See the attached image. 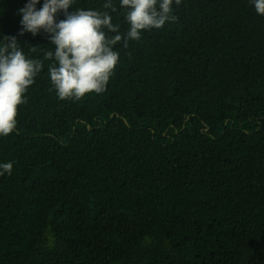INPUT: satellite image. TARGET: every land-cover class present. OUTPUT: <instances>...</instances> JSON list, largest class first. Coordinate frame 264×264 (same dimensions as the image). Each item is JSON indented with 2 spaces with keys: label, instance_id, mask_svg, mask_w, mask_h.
Instances as JSON below:
<instances>
[{
  "label": "trees",
  "instance_id": "trees-1",
  "mask_svg": "<svg viewBox=\"0 0 264 264\" xmlns=\"http://www.w3.org/2000/svg\"><path fill=\"white\" fill-rule=\"evenodd\" d=\"M0 264H264V0H0Z\"/></svg>",
  "mask_w": 264,
  "mask_h": 264
}]
</instances>
